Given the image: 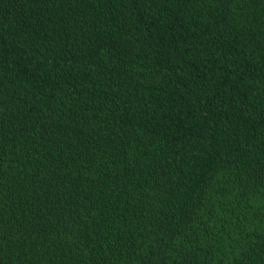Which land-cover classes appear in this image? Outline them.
<instances>
[{"label":"trees","instance_id":"trees-1","mask_svg":"<svg viewBox=\"0 0 264 264\" xmlns=\"http://www.w3.org/2000/svg\"><path fill=\"white\" fill-rule=\"evenodd\" d=\"M0 264H264V0H0Z\"/></svg>","mask_w":264,"mask_h":264}]
</instances>
